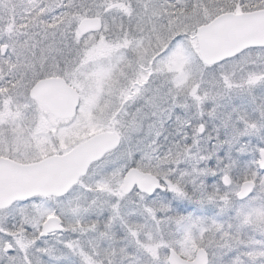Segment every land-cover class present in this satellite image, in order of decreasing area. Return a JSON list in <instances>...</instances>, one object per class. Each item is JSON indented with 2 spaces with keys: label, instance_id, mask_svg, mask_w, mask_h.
<instances>
[{
  "label": "snow or ice",
  "instance_id": "obj_1",
  "mask_svg": "<svg viewBox=\"0 0 264 264\" xmlns=\"http://www.w3.org/2000/svg\"><path fill=\"white\" fill-rule=\"evenodd\" d=\"M172 3L173 6L187 9L193 7L191 0L186 4H181L180 0H172ZM237 3L244 10L264 6V0H233L231 4L218 3L214 7L233 12L237 9ZM50 7L51 19L41 16L38 20L43 38H51L46 48L41 50L42 53L56 50V33L62 31V24L60 27L57 25L62 20L76 13L83 14L85 9L94 8L93 14H100L107 5L103 2L88 3L86 0L80 3L60 0ZM58 9L59 15H55ZM215 15H220V12L217 11ZM178 40L173 41L169 50ZM33 49V45H28L23 51L13 49L10 52L8 41L0 44V88L22 79L26 82L27 92L37 80L43 78L42 73L31 71L34 65L27 62L29 52L35 55ZM252 51L242 50L211 67L238 65ZM5 76L8 79H4ZM261 84H264V80ZM215 107L214 104L207 107L208 115L198 117L195 122L189 120L184 123L181 116L183 108L173 106L169 119L177 122L178 138L167 146L161 144L157 134L146 143L141 145L137 141L134 149L125 150L122 137L115 148L94 162L92 174L97 179L87 184L81 181L72 185L56 197L54 207L45 203L49 198L45 193L13 201L0 209V220L5 226L0 237V264H125V260L127 264H181L183 253H190L195 264H264V215L257 218V210L264 214V128L254 124L252 132L241 129L239 138L229 134L224 125H216L209 130L207 120L214 118L211 112ZM233 110L236 111L235 108ZM237 122L244 123L239 118ZM137 124L142 127L138 117L126 125L129 128V141L135 135ZM186 129L191 130V136ZM256 132L260 135L253 146L248 137ZM201 138L210 147L201 149ZM181 153H191L195 161L189 165L187 161L191 156H186L183 163H169L170 159H175ZM134 168L155 172L158 178L154 186L134 184L128 188L123 178ZM101 185L112 191L106 197H94L97 219L85 221L78 209L72 206V194L77 188L84 192H95L97 186ZM189 204L195 207L189 209ZM208 208L215 210L213 215L200 214ZM134 209L143 218V224L131 219L137 215ZM50 215H56L59 219V229L41 227ZM68 215L74 217L72 224L79 222L82 231L91 229L98 238L104 237L113 226V221L119 219L130 243L119 249L114 246L108 249L97 247L93 255L91 249L80 250L81 246L73 240L76 234L73 229L63 239L57 240L58 249L48 246L51 235L57 231H68L64 221ZM224 216H227V220L222 219ZM9 217L13 222L11 228L7 227ZM133 228L151 232L160 251L153 248L145 250L143 243L132 239L136 235ZM17 229L22 230L28 238L27 244L18 243L13 238L11 233ZM257 236L260 239L257 240ZM129 246L135 248L134 253L127 252ZM193 246L202 250L203 254L193 252ZM209 252L211 259H208ZM137 254L147 256V261L142 262ZM177 256H181L180 261L176 259ZM184 264L188 262L184 261Z\"/></svg>",
  "mask_w": 264,
  "mask_h": 264
},
{
  "label": "rangeland",
  "instance_id": "obj_2",
  "mask_svg": "<svg viewBox=\"0 0 264 264\" xmlns=\"http://www.w3.org/2000/svg\"><path fill=\"white\" fill-rule=\"evenodd\" d=\"M99 1L105 3L107 8L118 1L125 4L130 3V0ZM58 2L60 0H0V44L8 41L10 52L13 49L20 52L28 45H33L35 55L29 52L27 61L34 65V68L30 70L42 73V79H44L51 74H58L60 71L58 68L61 66L62 76L71 86H75L80 95L76 117L65 128L64 142L58 143L57 146L56 144L51 147L41 146L43 153L37 145L41 142V137L43 138L44 134L50 130L52 133L55 127L46 121L43 109L37 105L30 110L29 117L27 113L19 112L18 123L9 126L6 130V132L13 131V133L10 137L6 135L3 137L6 144L23 147L22 150H13L17 153L14 154L15 161L27 164L38 162L44 157L61 155L94 134L111 132L113 129L118 133L120 140L124 138L125 150L134 149L137 141H140L142 145L157 134L161 144L170 145L178 138L177 122L169 119L173 106L183 108L181 116L183 122L187 123L189 120L195 122L198 117L203 116V113H206L205 105H216L211 112L214 118L207 120L209 130L222 124L235 138H239L240 127L250 128V125L255 124L264 128V84H261L264 80V49L253 50L238 65L206 69L198 60L197 47L192 44V40L190 39L189 46L187 44L184 46L178 37L181 34L175 26L178 16L158 14L155 10L140 12L136 9L145 7V1L132 0V11H129L128 15H121L119 11L108 12L107 8L101 11L103 29L99 37L100 44L95 41L97 37L82 38L76 31L79 20L89 16L86 15V11L92 12L86 9L83 14L76 13L62 20L57 25L60 27L62 24V31L56 33V50L42 53L41 50L51 42V38L47 40L43 38L42 26L38 24V20L41 16L51 19L50 6ZM62 2L66 3L67 0H62ZM55 15H59V9ZM189 26L191 30L186 33L192 36L198 25ZM177 38H179L178 42L169 50L170 45ZM148 75L151 76L148 78ZM255 77L259 78L256 84L252 81ZM180 79H182V86L176 91L172 85L175 82L176 88ZM144 81L146 84L141 89L135 86L137 82ZM25 86L26 82L19 80L13 88L16 89L15 93L21 96L18 101L21 106L28 103L22 100ZM193 86H197L198 91L191 96L190 90ZM224 105L232 107L227 106L226 112L225 108L223 109ZM234 108L236 111H233ZM2 109L0 105V114ZM136 117L139 118L142 127L140 124L136 125L135 135L129 141L127 139L129 128L126 125ZM238 118L244 123H238ZM2 119L5 117H0V122L3 121ZM29 120L35 123L32 124ZM28 130L34 133L33 136ZM186 131L191 136V130L186 129ZM259 135L260 133L257 132V137ZM53 136H58V134L53 133ZM257 137L249 139L253 146L257 143ZM199 146L201 149L210 147L203 138L199 140ZM164 150L166 151L167 147ZM186 156H191V159L187 161L191 165L195 161V156L191 153L177 154L175 159H170L169 163H183ZM135 169L141 171L139 168ZM92 171L94 169L91 167L81 181L87 184L97 179ZM141 172L157 177L155 172ZM111 191V188L103 185L97 186L95 192H84L77 188L72 194V206L78 209L83 220H96L97 205L93 203L94 197L97 195L106 197ZM45 203L49 207H54L55 199H47ZM187 206L189 209L195 207L191 204ZM134 211L137 215L131 219L143 224V218L139 216L138 210L134 209ZM214 212V209L208 208L200 214L211 216ZM259 215L261 218L264 214L259 212ZM49 217L57 216L50 215ZM73 219V215L64 217L65 226L67 229L72 227L75 233L86 232L81 241L82 250L91 249L93 255L96 254L97 247L108 249L114 246L119 249L130 243L121 229L119 219L113 221V226L102 238H98L97 233L91 229L82 231L79 222L71 223ZM222 219L227 220V216ZM12 223L9 217L7 227L11 228ZM132 230L136 233L132 239L143 243L145 250L153 248L157 252L160 251L156 247V241L151 232H143L138 228ZM4 231L5 226L0 220V237L3 236ZM15 232L23 233L20 229ZM69 232L71 230L67 231V234L62 232L54 238H49L48 246H55L58 249L57 240L63 239ZM256 238L260 239L259 236ZM15 239L18 243L27 244L29 242L26 236ZM73 240L77 241L75 235ZM196 250L197 248L193 246V252ZM127 252L134 253L135 248L129 246ZM183 254L190 255V253ZM137 255L142 262L148 259L142 254ZM125 264H127L126 260Z\"/></svg>",
  "mask_w": 264,
  "mask_h": 264
},
{
  "label": "water",
  "instance_id": "obj_3",
  "mask_svg": "<svg viewBox=\"0 0 264 264\" xmlns=\"http://www.w3.org/2000/svg\"><path fill=\"white\" fill-rule=\"evenodd\" d=\"M99 20L83 19L79 32L98 31ZM198 55L204 65H215L225 57H232L248 48L264 47V10L240 15L226 14L196 31ZM257 81V79H255ZM30 97L45 106L57 119H72L79 106V96L60 79H44L35 84ZM119 137L115 132H105L78 144L63 155H55L42 161L22 165L0 159V209L13 201L28 196L48 194L57 197L76 185L88 168L102 156L115 148ZM156 178L150 174L132 169L123 183L130 188L134 184L154 186ZM42 227L59 229L57 217L48 218ZM60 232V231H57ZM197 255L203 251L198 250ZM178 261L181 259L176 257ZM184 264V260L181 261ZM188 264H195L194 261Z\"/></svg>",
  "mask_w": 264,
  "mask_h": 264
},
{
  "label": "flooded vegetation",
  "instance_id": "obj_4",
  "mask_svg": "<svg viewBox=\"0 0 264 264\" xmlns=\"http://www.w3.org/2000/svg\"><path fill=\"white\" fill-rule=\"evenodd\" d=\"M90 1L92 3L93 2H100L99 0H88L86 2L89 3ZM142 1H145V4H144L145 7H142V9L141 8L136 9V10H138L140 12L144 11V10H146V11H149V10L154 11L155 10V12H158V14L163 13L165 15H176V16H178V19L176 20L175 26L177 27L178 32L181 33L178 37L181 39L182 44L184 46L186 44L189 46V43L191 44V40H192V44L197 46V41H196V38H195L196 31L199 28H201V27H203V26H205L207 24H210L213 20H215L217 17H219L221 15H225V14L240 15V14H244V13H251V12H257V11L264 10V6H259V5H257L256 7L249 8L248 10H244V9L240 8L239 3H237V9L235 11H233V12H225V11H223V9H217V8L214 7V5L218 4V3L219 4H226V5L227 4H231V3H233V0H191V3L193 5V7L191 9H187L186 7L173 6L172 0H142ZM76 2L79 3V2H81V0H77ZM187 2H188V0H180L181 4H186ZM87 10H89V9H87ZM91 11L92 12L86 11V15L87 16L89 15V16L88 17H84L81 20H79V22L76 25V31L78 32L79 36L82 37V38H85V37H88V36L97 37L95 39V41H96V43L100 44L99 37H100L102 29H103V20L100 17V14H93L95 12L94 8L91 9ZM106 11H108V12L119 11V13L121 15H128L129 11H132V0H130V3H128V4L122 3L120 1H118L117 3H113L106 9ZM217 11L220 12V15H215V13ZM207 17H209V18L207 19ZM87 18L98 19L99 20V24H100L99 30L98 31H94V32H88L86 34H81L79 32V29H78L79 24H80V22L83 19H87ZM196 24L198 25L196 30L194 31L192 36H189L188 33H186V32H189L191 30L190 29L191 26H189V25L195 26ZM260 49H264V48H260ZM253 50L255 51V50H259V49H253ZM204 67L206 69L213 68L211 66H207V67L204 66ZM58 69L60 70L58 74H51L50 76H48V77H46L44 79L55 78V79L63 80L67 85H69L70 87H72L73 89H75L77 91L75 86H71L69 84V82L62 76L63 68L61 66H59ZM150 76L151 75H148V78ZM142 77L144 78V76H142ZM142 77H140V78H142ZM4 79H8V77L5 76ZM181 80L182 79H180L179 84L178 83L176 84V86H177L176 88H175V82H174V84L172 85V88L174 90L177 91V90H179V87L182 86ZM18 81H13L11 83H8L7 86L0 88V105H2V107H3V109L1 110V114H3V115L0 114V117H5V119H2L3 121L0 122V159H6V160L13 161L15 163H18V164L26 165V164L19 163V162L15 161L16 159L14 158V154H17V153L15 151L13 152V150H15V149L16 150H22L21 148H23V147H13L10 144H6V141L3 139L4 135L10 137L11 133H13V131L6 132V130L9 128V126H14V124L18 123L19 112H22V114L25 112L28 115L27 117H29L30 110L34 109L35 105H37L41 109H43L46 121H48V123H51L55 127V130H53L54 127L52 129L53 130L52 133H51V130H50L48 133L44 134L43 138L41 137V142L39 143V145H37L38 149L41 152L43 150V148H41V146H43V147H51L53 144H56V146H57L58 143H63L65 138H66V129L65 128L68 127L67 126L68 123L70 121L72 122L74 119L67 120V119H57V118H55L45 106L37 103L36 101H34L30 97L31 89L28 91V93L24 92V96H22V100H24V102L28 101V103L26 105H22L21 106L20 103H18L19 97H21V96H19V94L15 93L16 89L15 90L13 89L14 86L18 84ZM252 81H253V83L256 84V83H258L259 78H258L257 82H255L254 79ZM145 84H146L145 81L144 82H137L135 84V86L138 87L139 89H141V87L144 86ZM12 90H13V92H12ZM197 91H198L197 86H193L191 88V90H190V95L191 96L195 95V93ZM206 106L207 107H211L210 104L205 105L206 113H203V116L208 115ZM227 106L232 107L230 105H226V106L224 105L223 109L225 108L224 110L226 112H227ZM10 112H12V113H10ZM211 115H212V113H211ZM223 115H225V114H223ZM235 115H237V113H235ZM208 120H210V119H208ZM29 121H31V120H29ZM31 122H32V124L35 123V122H33V120ZM18 126H19V124H18ZM250 126H251L250 128H246L248 132H252L253 131V125H250ZM29 129H31V128L29 127ZM241 129H244V128L240 127V130ZM28 132L30 133L31 131L28 130ZM105 132H110V131H105ZM111 132L117 133L114 129L111 130ZM53 133H55L56 135L58 134V136H53ZM99 133H102V132H99ZM99 133H97V134H99ZM31 134L33 136L34 133L31 132ZM94 135H96V134H94ZM255 137H257V132L254 135L249 136L248 139H253ZM83 141H81V142H83ZM119 142H120V137H119ZM33 145H35V144H33ZM3 151H5V152H3ZM46 158H48V157H46ZM43 159H45V157L42 158L41 160H43ZM38 161H40V160H38ZM32 163H34V162H32ZM27 164H31V163H27ZM90 168H89V170H90ZM89 170L87 171V173L89 172ZM86 175L83 178H85ZM83 178H81L79 180V182ZM259 216H260L259 215V210H257V218L258 219H259ZM42 225H41V227H42ZM69 229L72 231V227H69ZM69 229H68V231H70ZM61 233L62 232H56L55 235H58V234H61ZM64 233L67 234V231H65ZM85 233L79 234L77 232L75 234V238L77 240L76 242L80 246L82 245L81 241H82V237H83V235H85ZM11 235L13 236V238H19V239L22 238L23 236H25V234L19 233V232H15V233L13 232V233H11ZM55 235H51L49 238H54ZM80 250H82V246L80 247ZM85 254H88V252L85 251ZM182 255H183V260H185V261L193 260L191 254L190 255L182 254ZM180 258H181V256H180ZM211 258H212V254H211V252H209L208 253V259H211Z\"/></svg>",
  "mask_w": 264,
  "mask_h": 264
}]
</instances>
